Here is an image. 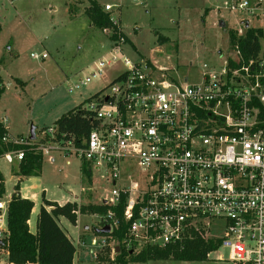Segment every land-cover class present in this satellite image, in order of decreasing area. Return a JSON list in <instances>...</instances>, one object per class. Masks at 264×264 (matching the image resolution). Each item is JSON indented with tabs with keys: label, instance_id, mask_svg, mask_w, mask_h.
I'll list each match as a JSON object with an SVG mask.
<instances>
[{
	"label": "built area",
	"instance_id": "obj_1",
	"mask_svg": "<svg viewBox=\"0 0 264 264\" xmlns=\"http://www.w3.org/2000/svg\"><path fill=\"white\" fill-rule=\"evenodd\" d=\"M113 8L104 6L107 12ZM228 9L264 20V0H232ZM111 20L118 31L107 54L69 91L101 76L118 60L126 68L86 106L97 125L83 145L55 143L57 148L74 152L91 169L108 174L102 177L112 182V189L102 203L116 206L122 195L127 196L123 217L129 226L123 244L131 253L148 247H184L199 234L219 240L211 252L225 247L236 264H264V25H252L243 17L238 37L250 27L262 30L256 55L246 58L236 43L224 54L221 67L205 64L200 80L189 83L153 63L123 57L126 36L119 20L112 16ZM104 32L113 35L110 29ZM48 132L53 134L54 126ZM3 140L33 144L8 134ZM24 153L13 150L4 157L13 163ZM131 159L145 172V180L122 186L121 169ZM9 201L0 199V211H7ZM100 221V227L110 225L111 231L120 222L112 210ZM218 222L223 223V236L212 231ZM4 223L1 215L0 251L6 250ZM92 243L106 246L105 239Z\"/></svg>",
	"mask_w": 264,
	"mask_h": 264
},
{
	"label": "rangeland",
	"instance_id": "obj_2",
	"mask_svg": "<svg viewBox=\"0 0 264 264\" xmlns=\"http://www.w3.org/2000/svg\"><path fill=\"white\" fill-rule=\"evenodd\" d=\"M95 1L114 5L111 16L119 20L128 38L123 44V57L169 69L171 76L189 83L200 80L205 64L210 68L222 66L231 46L230 31H237L243 17L252 25H264V20L230 11L232 0ZM89 6L90 0H0V121L13 138L30 139L31 128L35 127L36 139L30 141L38 148L49 147L48 152L43 150L40 174L21 181V194L35 203L31 221L37 218L44 194L61 203L101 204L107 190L112 189V182L102 177L108 175L106 172L92 168L89 181L81 157L58 149L48 138V128L62 114L80 104L87 106L90 96L108 87L126 68L118 60L104 69L102 77L69 91L71 85L90 75L113 43L102 27L93 24L86 13ZM221 20L225 26L220 25ZM16 165L0 156V171L5 176V192L0 199L5 203L19 180ZM121 170L118 184L122 186L145 180V172L134 159L125 161ZM1 215L7 223V211H0ZM100 220L99 214L79 215L77 225L65 217L59 220L77 247L73 264H236L229 260L225 247L202 261L169 258L134 262L125 256L124 262H119L115 259L121 251L119 243L95 231L101 228ZM221 224L212 228L217 236L224 235ZM93 239H105L106 246L93 244ZM9 263L7 251H0V264Z\"/></svg>",
	"mask_w": 264,
	"mask_h": 264
},
{
	"label": "trees",
	"instance_id": "obj_3",
	"mask_svg": "<svg viewBox=\"0 0 264 264\" xmlns=\"http://www.w3.org/2000/svg\"><path fill=\"white\" fill-rule=\"evenodd\" d=\"M86 13L91 18L94 25L102 29L113 31L111 39L117 36L118 27L111 20V13L105 11L104 7L90 0V6ZM262 30L250 27L242 37L237 36V31H230L231 46L236 43L240 47L246 58L256 55L259 49L258 38ZM161 41L167 40V37H160ZM126 41L128 38L126 37ZM88 98L91 101L97 97L101 91ZM3 91L0 83V96ZM97 125L94 112L90 111L83 104L62 114L54 126V133L49 134V139L59 146H66L74 143L82 146L84 138ZM7 135L4 124L0 121V156L8 151L24 150V157L19 163L18 175L20 179L15 185V191L10 196L7 208V227L8 235L3 245L8 252V259L13 264H73L77 247L74 241L67 235L66 231L59 224V219L65 217L70 223L76 225L79 215L99 214L105 215L109 210L115 213L119 218V227L113 228L109 233L103 234L111 237L119 243L121 248L115 259L124 262L125 256L130 257L132 261H148L152 259H177L183 261H202L208 259L209 253L216 249L220 241L206 240L199 234L188 240L184 247L167 248H145L137 255L127 250L123 244L129 223L124 221V210L127 203V196L122 195L120 202L116 206L101 204H84L77 201H68L60 204L56 201L43 198V204L40 208L37 220L38 230L32 233L29 227V220L34 208V201L24 198L19 192L20 180L22 177L39 175L42 169L44 151L33 144L16 145L10 141H4L3 137ZM82 170L85 176L91 181V167L87 162H82ZM5 192V179L0 173V197ZM104 226V224H103ZM97 229V228H96ZM102 234V233H98Z\"/></svg>",
	"mask_w": 264,
	"mask_h": 264
},
{
	"label": "crops",
	"instance_id": "obj_4",
	"mask_svg": "<svg viewBox=\"0 0 264 264\" xmlns=\"http://www.w3.org/2000/svg\"><path fill=\"white\" fill-rule=\"evenodd\" d=\"M102 5V4H101ZM103 6V5H102ZM104 7V6H103ZM120 23V22H119ZM121 26V25H120ZM108 48H110V47H108ZM108 48H107V50H108ZM107 52V51H106ZM105 52V53H106ZM155 65V64H154ZM156 66V65H155ZM159 69H163V68H160L159 67ZM167 70H169V69H167ZM105 73V72H104ZM102 77V76H101ZM7 134L10 136V137H12L11 136V134L9 133V132H7ZM21 137H23V136H21ZM29 138H30V135H29ZM34 144H37V143H34ZM2 156H4V155H2ZM55 160V158L54 157H52V161H54ZM15 162H17V165H16V175L18 176V179H20V177H19V175H18V172H19V163H20V161H18L17 159H15L14 160V162H13V164L15 163ZM0 173L4 176V174L0 171ZM28 177H31V176H28ZM23 178H27V177H22L21 178V180H20V188H21V184H22V179ZM4 179H5V176H4ZM17 179V180H18ZM18 181H16L15 182V184H14V189H13V192L15 191V185H16V183H17ZM20 188H19V192H20V194H21V190H20ZM12 192V193H13ZM12 193H11V195H12ZM11 195H9L7 198L9 199L10 198V196ZM21 196L22 197H24V198H28L29 196H27V195H22L21 194ZM46 198V199H48V200H52V199H50V198H47L46 196H45V194H44V196H43V198ZM43 198H42V202H40V204H39V211H40V208H41V206H42V204H43ZM36 199L37 198H35V201H36ZM52 201H56V200H52ZM57 202V201H56ZM68 202V201H67ZM77 202H79V201H77ZM58 203H60V204H64V203H66V202H63V203H61V202H58ZM80 203V202H79ZM34 208H35V205H34ZM34 208H33V210H34ZM33 210H32V212H33ZM39 211H38V214H39ZM32 214V213H31ZM38 214H37V218L35 219V221L33 220V221H31V218H30V220H29V227H30V231L32 232V233H36L37 232V230H38V227H37V220H38ZM61 218H63V217H61ZM60 218V219H61ZM59 219V220H60ZM59 223H60V221H59ZM78 223V222H77ZM5 225H7V223H4ZM77 225V224H76ZM66 233H67V231H66ZM67 235L71 238V236L69 235V232L67 233ZM72 239V238H71ZM73 240V239H72ZM94 240V239H93ZM93 240H92V242H93ZM7 255H8V252H7ZM9 264H13V263H9Z\"/></svg>",
	"mask_w": 264,
	"mask_h": 264
},
{
	"label": "water",
	"instance_id": "obj_5",
	"mask_svg": "<svg viewBox=\"0 0 264 264\" xmlns=\"http://www.w3.org/2000/svg\"><path fill=\"white\" fill-rule=\"evenodd\" d=\"M220 25L222 26H225V21L221 20L220 21ZM246 25L248 26V23H246ZM30 139L32 141H34L36 139V132H35V127H32L31 128V132H30ZM97 233H102V234H106V233H109L111 231V226L110 225H105L104 227H101V228H97L95 230ZM120 248L117 247V251L119 250Z\"/></svg>",
	"mask_w": 264,
	"mask_h": 264
}]
</instances>
